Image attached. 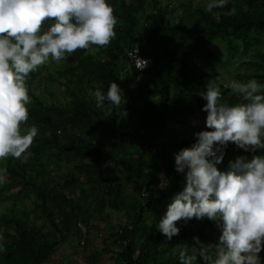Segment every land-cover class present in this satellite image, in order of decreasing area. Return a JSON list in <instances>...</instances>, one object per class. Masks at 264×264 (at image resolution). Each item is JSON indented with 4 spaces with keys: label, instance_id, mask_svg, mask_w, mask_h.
<instances>
[{
    "label": "trees",
    "instance_id": "trees-1",
    "mask_svg": "<svg viewBox=\"0 0 264 264\" xmlns=\"http://www.w3.org/2000/svg\"><path fill=\"white\" fill-rule=\"evenodd\" d=\"M207 2L178 11L173 0H108L118 21L109 45L66 53L62 61H54L52 70L46 63L42 68L47 77L40 67L30 73L29 119L21 130L34 125L38 135L20 159L0 160V169L8 170L3 183L8 190L0 191V198H12L13 204L0 212V264H43L70 237L86 240L94 208L123 215L124 221L110 233L119 249L112 251L106 243L103 248L115 252L113 264H180L178 244L187 243L191 250L218 242L222 233L206 217L178 222L180 233L171 240L156 228L185 186V175L175 168V154L197 140L195 133L183 136L177 131L188 118L206 127L207 101L201 94L207 82L219 84L223 103L241 102L222 84L223 75L214 64L219 59L205 43L219 42L223 67L235 54L251 50L250 57L240 61L244 72L235 78L264 85V0H228L212 13L205 11ZM232 8L235 14L226 15ZM51 23L45 22V31ZM133 49L148 61L143 70L132 63L128 51ZM54 77L64 101L46 86ZM36 80L43 83L50 101L34 93ZM112 82L123 89V99L119 107L106 101L105 109L111 108L106 117L105 110L96 107L94 93L99 89L106 94ZM101 135L107 136L105 152L96 144ZM223 151L224 160L217 165L221 171L237 157L264 155V149L252 153L233 142ZM52 162L61 182L50 173ZM126 179L133 183L130 196L123 189ZM75 186L77 196L69 193ZM27 198L30 209L16 215L14 206ZM41 219L49 228L37 223ZM259 255L264 264V250ZM98 262L93 255L89 263ZM195 264L205 262L198 257Z\"/></svg>",
    "mask_w": 264,
    "mask_h": 264
},
{
    "label": "clouds",
    "instance_id": "clouds-1",
    "mask_svg": "<svg viewBox=\"0 0 264 264\" xmlns=\"http://www.w3.org/2000/svg\"><path fill=\"white\" fill-rule=\"evenodd\" d=\"M228 0H208L205 11L224 8ZM226 15H234L235 8ZM46 21H53L44 30ZM118 21L108 0H0V160L20 159L38 135V128L27 124L30 103L26 85L30 73L51 59L59 63L65 54L91 46L106 47L116 37ZM139 51V50H138ZM130 57L138 70L148 61L138 53ZM240 98V103L222 102L221 88L209 80L201 94L207 101L206 126L195 133L196 143L175 154V168L185 175V186L164 217L156 224L168 240L179 235L177 223L205 217L216 222L221 231L218 242L189 249L178 244L180 264H261L264 250V155L251 159L237 157L227 171L217 165L224 160L223 148L229 142L245 151L264 149V85L255 79L232 80L224 85ZM96 107L121 106L122 89L110 83L106 94L97 89ZM126 115V112H123ZM59 134V133H58ZM48 135H51L49 132ZM219 145V146H217ZM0 169V182L7 176ZM196 244H201L198 237ZM3 250V249H0Z\"/></svg>",
    "mask_w": 264,
    "mask_h": 264
},
{
    "label": "rangeland",
    "instance_id": "rangeland-1",
    "mask_svg": "<svg viewBox=\"0 0 264 264\" xmlns=\"http://www.w3.org/2000/svg\"><path fill=\"white\" fill-rule=\"evenodd\" d=\"M173 0L174 5L179 9H183L185 7L194 6V4L198 1L204 2L206 0ZM205 45L213 52H215V55L217 56V59L221 60L223 56L221 55V49L220 44L216 40H209L205 43ZM195 49V54H197ZM90 52L97 51L95 48H90ZM251 50H247L245 53H237L235 54L230 62L226 64L224 67L221 66V63L219 60L214 61V64L218 67L219 72L223 75V79L221 80L222 84H227L228 82L232 80H237L235 76L237 73L242 74L245 70V66L241 64V59L243 58H249V53ZM253 59L258 60V58L253 57ZM54 61L51 59L47 63L50 65L51 70L54 69L53 66ZM40 70L42 73L47 77V72L40 66ZM49 78V77H48ZM56 78H52L46 81L47 88L54 93V98L59 99L61 101L65 100L63 90L57 86L55 83ZM239 81H243V79H240ZM32 90L36 95H39L41 98H44L47 101H50L51 97L48 94V91L46 88H44L43 83L39 84V82L36 80L32 83ZM123 93V89H122ZM188 124L183 125L177 133L179 135H188L197 133L199 131L204 130H211L207 129V126L205 127L203 124L199 123L198 121H195L191 118H188L187 120ZM23 132V131H22ZM168 139H172V135L167 136ZM106 141L107 136L101 135L96 138V144L100 147V149L105 152L106 147ZM45 159V158H43ZM63 168L67 169V166H63ZM49 170L52 176H55L56 179L61 182L62 176L60 175V170L57 168V166L52 162L49 164ZM118 173L123 174V171L120 170ZM7 180V178L4 179L3 182H0V191L2 193H6L8 190L7 187L3 186V183ZM129 180H124V192L130 196V194H133V183ZM131 184V185H130ZM79 186V184H77ZM69 193L77 196L78 194V187H71L69 189ZM11 207H13L12 204V198L5 199L0 198V212H6ZM31 207V200L29 198L20 200L16 203L15 208V214L20 215L21 211H28ZM20 212V213H19ZM91 217L92 219L89 220V226H92L90 233L87 235L86 240H79L77 237H70V241L64 242L59 246V249L54 252L53 257H57L60 259L59 262H50V264H90L92 261L93 255H95L99 262L96 264H113L114 259V253H106L104 252L103 248L105 246V243L108 245V248L112 251L118 250L119 245L113 242V239L110 238V233L115 232V229L117 230V227L124 221L123 215L120 212H114L108 209L107 207L102 208V211L99 212L97 208L92 209L91 211ZM179 222H182L179 221ZM37 223L44 225L45 227L49 228L48 222L41 220H38ZM82 231L85 230V227L82 226ZM90 262V263H89Z\"/></svg>",
    "mask_w": 264,
    "mask_h": 264
},
{
    "label": "crops",
    "instance_id": "crops-1",
    "mask_svg": "<svg viewBox=\"0 0 264 264\" xmlns=\"http://www.w3.org/2000/svg\"><path fill=\"white\" fill-rule=\"evenodd\" d=\"M61 245V244H60ZM59 245V246H60ZM59 246L56 248V250L55 251H57V249H59ZM54 251V252H55ZM53 255H54V253L50 256V258L48 259V260H46V262H44L43 264H50V262H59L60 261V259H58L56 256L55 257H53Z\"/></svg>",
    "mask_w": 264,
    "mask_h": 264
},
{
    "label": "built area",
    "instance_id": "built-area-1",
    "mask_svg": "<svg viewBox=\"0 0 264 264\" xmlns=\"http://www.w3.org/2000/svg\"><path fill=\"white\" fill-rule=\"evenodd\" d=\"M129 53H132L133 56H135L138 52H137V50L133 49V50L128 51V54H129ZM138 55H139V54H138ZM139 57L142 58V59H144V58L141 57L140 55H139ZM131 59H132V63H133V65H134V67L136 68V66H135V60L133 59V57H131ZM144 60H145V59H144ZM136 69H137V68H136Z\"/></svg>",
    "mask_w": 264,
    "mask_h": 264
}]
</instances>
